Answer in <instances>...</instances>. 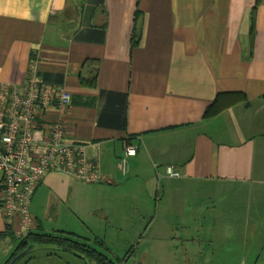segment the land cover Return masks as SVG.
Here are the masks:
<instances>
[{"label":"crops","instance_id":"crops-1","mask_svg":"<svg viewBox=\"0 0 264 264\" xmlns=\"http://www.w3.org/2000/svg\"><path fill=\"white\" fill-rule=\"evenodd\" d=\"M32 64L42 81L71 94L65 111L40 120H61L103 175L85 183L86 198L81 181L46 175L31 200L33 232L107 244L136 216L159 244L186 247L185 259L195 242L240 250L244 233L264 232V0H0V81L22 88ZM220 93L245 100L205 119ZM128 137L139 150L123 175L117 163ZM167 165L181 176H167ZM83 214L92 222L82 230L61 227L63 215ZM190 217L208 234H188ZM19 229L0 208V264L16 250ZM63 252L24 264H88Z\"/></svg>","mask_w":264,"mask_h":264},{"label":"built area","instance_id":"built-area-1","mask_svg":"<svg viewBox=\"0 0 264 264\" xmlns=\"http://www.w3.org/2000/svg\"><path fill=\"white\" fill-rule=\"evenodd\" d=\"M70 103L71 94L42 81L34 64L22 88L0 81V208L6 218L19 219L21 238L34 231L31 200L46 175L62 173L89 184L103 179L85 144L69 138L61 120H40L51 109L65 111ZM138 150L130 137L124 140L117 163L123 175ZM165 173L181 176L173 165L165 166Z\"/></svg>","mask_w":264,"mask_h":264},{"label":"rangeland","instance_id":"rangeland-1","mask_svg":"<svg viewBox=\"0 0 264 264\" xmlns=\"http://www.w3.org/2000/svg\"><path fill=\"white\" fill-rule=\"evenodd\" d=\"M82 183L83 182H81V194L86 198L87 195L92 194V192L89 190L91 186ZM85 202L88 203V200ZM89 208H91V206H88V209ZM209 212H212L211 209ZM204 216L198 218V221H201L202 224L203 218H205ZM137 218L138 217L136 216L131 217L130 226H127L128 229H125L124 232H117L115 230V232L112 231L109 235V241H107V244H105L109 251L107 254L116 264H252V257H254L257 253L262 256V259L264 258V232L262 231L254 233L250 231L244 233V240H246L248 244L245 248H241L240 250L237 248L229 249L225 247L220 249L210 248L207 246V244H204L203 246L202 242H195L194 247L189 248V250H193V254H190L189 259H185L183 255L186 247H183L176 242H168L170 238L163 239L165 242L159 244L156 237L157 234L154 229L147 232L142 231L141 228L138 227L139 221ZM223 218L227 221V217ZM91 222L92 218L86 216L85 214L79 216L63 215L61 217V227L73 228L77 232L82 230L84 223L88 225ZM189 222L192 228L188 234H192L195 238H202V235L205 236V233L208 234L205 231L199 232L201 229L196 225V227H194V223L191 222V217ZM242 222H245L244 219ZM203 225L205 226V224ZM101 228L105 229L104 226L100 225V229ZM262 229H264V227ZM161 234L164 236L175 235V233L172 232ZM177 234L183 233L179 232ZM119 236L121 238L118 240L117 237ZM49 250L50 248L36 249L28 255H40L42 253L48 252ZM229 251L232 252L230 259L233 261L232 263L227 262V260H229V255L227 252ZM244 251H247L248 253H242ZM61 255L67 256L69 254L61 250ZM18 262H20V260ZM88 264H97V262L89 260Z\"/></svg>","mask_w":264,"mask_h":264},{"label":"trees","instance_id":"trees-1","mask_svg":"<svg viewBox=\"0 0 264 264\" xmlns=\"http://www.w3.org/2000/svg\"><path fill=\"white\" fill-rule=\"evenodd\" d=\"M260 0H258L259 3ZM255 20L251 22V28L254 30ZM245 100V95L240 93H220L217 95L215 100L208 106L204 113V118L209 119L218 115L225 108ZM134 140L133 138H130ZM9 226V230H10ZM9 234V233H7ZM17 248L9 257L5 264H10L11 261L19 255L21 252L26 250L30 245H48V246H59L68 248L76 252L79 256L84 257L87 260L95 261L97 264H116L111 260L107 254L108 247L101 240L95 239L93 241H82L76 239L73 235L61 232V235H51V234H38L35 232L30 233L24 238L17 239ZM28 256V257H27ZM31 259L30 255L24 256L20 262L17 264H23Z\"/></svg>","mask_w":264,"mask_h":264},{"label":"water","instance_id":"water-1","mask_svg":"<svg viewBox=\"0 0 264 264\" xmlns=\"http://www.w3.org/2000/svg\"><path fill=\"white\" fill-rule=\"evenodd\" d=\"M43 248H50V249H59V250H63V251H67V252H71L74 254H77L76 252L68 249V248H64V247H59V246H48V245H30L26 250H24L23 252H21L19 255H17L10 264H17V262L19 260H21L24 256L28 255L29 253L33 252L36 249H43ZM78 255V254H77Z\"/></svg>","mask_w":264,"mask_h":264}]
</instances>
